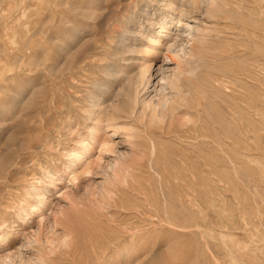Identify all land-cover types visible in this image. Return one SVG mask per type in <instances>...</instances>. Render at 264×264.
Returning <instances> with one entry per match:
<instances>
[{"label":"rangeland","instance_id":"obj_1","mask_svg":"<svg viewBox=\"0 0 264 264\" xmlns=\"http://www.w3.org/2000/svg\"><path fill=\"white\" fill-rule=\"evenodd\" d=\"M171 1L186 6V24L161 35ZM209 3L0 0V264L47 253L64 231L73 232L71 247L57 248L47 264H264V0H228L217 10ZM131 28L137 50L159 40L152 54L134 55L136 73L150 60L139 98L158 102L154 87L173 77L181 59L170 58L182 54V66L195 71L198 105L171 136L155 131L158 149L130 144L105 123L99 137L116 154L95 144L70 166L82 144L92 145L91 97L100 94L93 79L118 33ZM69 37L78 43L65 56L59 50ZM195 37L211 49L201 58L190 56ZM77 51L84 59L72 68ZM133 120L120 123L140 128ZM118 156L135 170L122 183L107 166ZM108 189L114 194L103 199Z\"/></svg>","mask_w":264,"mask_h":264},{"label":"bare ground","instance_id":"obj_2","mask_svg":"<svg viewBox=\"0 0 264 264\" xmlns=\"http://www.w3.org/2000/svg\"><path fill=\"white\" fill-rule=\"evenodd\" d=\"M187 1V0H186ZM210 5H212L211 10H217L219 8V2L225 3L227 2L226 0H209ZM163 2V1H162ZM190 6L196 5L198 0H188ZM161 3V2H160ZM181 3V2H180ZM229 3V2H228ZM166 5V4H165ZM188 5V4H187ZM167 6V13L164 15L162 20L160 21L159 28H160V33L165 35L168 33L170 34V29L169 27L173 26L175 28H180L183 26L184 18L183 14L187 11V8L184 4H178L176 1H171L168 3ZM161 7V6H160ZM264 7V6H263ZM189 8V7H188ZM209 8V7H208ZM208 10V9H207ZM112 11V10H111ZM214 12V11H213ZM219 12V11H218ZM162 13V12H161ZM221 13V12H219ZM181 15V16H178ZM210 14V13H209ZM106 15V14H105ZM215 15V14H214ZM107 16V15H106ZM151 16V15H150ZM108 17V16H107ZM162 17V16H161ZM103 18V17H102ZM105 19V18H104ZM161 19V18H160ZM113 20V19H112ZM110 21V20H109ZM152 23V22H151ZM102 24V23H101ZM186 24V23H185ZM187 26V25H186ZM129 27V26H128ZM74 28V26H73ZM173 30V29H172ZM185 31V30H184ZM203 31V30H202ZM76 32V31H75ZM121 32V31H120ZM118 33V40L115 41L114 46L112 47L111 52L105 56L106 62L104 63L103 66L100 68V76L99 77H94V86L95 90L100 93V94H95L93 93L91 97V107L96 108V111H93L91 115H94L95 122L94 126L91 127L90 130V136L92 137V145L89 143V145L82 144V148L79 152L73 154L74 158L72 160L71 165L74 164L75 162L79 161L84 155L88 153L90 148L98 144V146L101 147L102 150L105 152H109L112 155H115L116 153V145L110 140H102L99 137V132H102L100 130H103L106 126L109 129H112L113 132L119 133L121 136L128 138V142L130 144L132 143V140H145L147 142V149H158L157 144L154 138V133L156 130L162 131V132H173L176 127L184 125V122L186 121L187 117H190V110L195 106L198 105V101L196 98V91H198V88L196 84L194 83L193 79L191 76L193 75L194 68L189 67H183L182 63L183 62V57L182 54H176L174 57H171V60H178L181 59L180 61L178 60L177 62V70L176 73L173 75L171 79H166L165 77H162L160 81H165V83H161L158 86L154 87V92L155 95L158 96V102L156 104H153L151 99L148 98H139V89L146 88L147 84L150 82V68L147 66L150 63V60L145 61V64H142L140 66V70L136 73L135 72V65H138V58H136L134 55L138 54L140 52H144L146 55H150L153 52H151L150 47L153 46H159V40L150 38V44L148 47L143 48V51L135 49L134 46L130 45L128 42V36L130 35H136L134 31L131 29L126 30V32H121ZM138 32V31H137ZM187 32V31H185ZM173 33V32H172ZM171 33V34H172ZM73 34V33H72ZM170 34V35H171ZM184 34V33H183ZM74 35V34H73ZM160 35V36H161ZM191 34L187 33L183 37H188ZM75 36V35H74ZM137 36V35H136ZM140 36V35H139ZM182 36V35H181ZM199 36V35H197ZM76 37V36H75ZM163 37V36H162ZM194 37V36H193ZM201 37V36H200ZM174 39V37H173ZM172 39V40H173ZM181 39V38H180ZM197 39L196 43L193 45V48L190 50V56H197L201 58L203 55L208 54V51L211 49H208V47L205 45L207 42L204 40H201V38H196ZM161 41V40H160ZM184 41V40H183ZM155 42L157 44H155ZM171 42V41H170ZM180 42V40H179ZM78 43L77 39L75 38H70L69 39H63L62 40V46L60 47L61 51L60 53L64 55L68 54V51L73 49L75 47V44ZM178 43V42H177ZM190 43V42H188ZM155 44V45H154ZM187 44V43H185ZM181 43L178 45L179 50L177 51L182 52L183 56L188 55L189 53L186 52V48L188 46ZM208 45V44H207ZM214 50V49H212ZM76 52V51H75ZM78 52V51H77ZM212 52V51H211ZM217 52V50H216ZM215 53V51H214ZM77 54V55H76ZM75 55V60H73L72 64L76 66L77 63H80V60H83L84 55L82 52H78ZM65 55V56H66ZM201 55V57H200ZM63 56V55H62ZM68 57V56H67ZM108 57V58H107ZM114 58V61L112 59ZM66 59V58H65ZM63 59V60H65ZM67 61V60H66ZM65 61V62H66ZM64 62V61H63ZM88 62V61H87ZM96 62V61H95ZM104 62V61H103ZM85 63V62H84ZM92 63V62H91ZM98 63V62H97ZM121 63V64H119ZM78 66V65H77ZM86 66V65H82ZM89 66V65H88ZM86 68V67H85ZM212 69V68H211ZM206 72V71H204ZM211 73V72H209ZM212 74V73H211ZM210 74V75H211ZM96 75V74H94ZM209 75V74H208ZM213 75V74H212ZM217 76V75H216ZM219 76V75H218ZM207 77V76H206ZM216 78V77H215ZM89 80V79H88ZM198 81V80H197ZM204 81H207L204 79ZM223 81V80H222ZM218 82V80H217ZM205 85V84H204ZM158 87H160L158 89ZM205 88V87H204ZM207 89V88H206ZM242 91V90H241ZM200 95V93H198ZM234 95V94H233ZM202 96V94H201ZM203 97V96H202ZM208 97V96H207ZM238 97V96H237ZM204 99V98H203ZM202 99V100H203ZM207 100H209L207 98ZM201 101V100H200ZM223 102V100H222ZM225 102V101H224ZM223 102V103H224ZM233 102V101H232ZM235 102H233L234 104ZM227 106L228 104L225 103ZM231 105V104H229ZM228 105V107H229ZM214 106V105H213ZM209 107V106H208ZM214 109V108H213ZM208 110V109H207ZM238 111V110H237ZM243 111V110H242ZM240 113V112H239ZM207 114V113H206ZM205 115V114H204ZM230 117V116H229ZM232 117V116H231ZM225 118V117H224ZM122 119H134L135 121L141 123L140 128L139 127H131V125L127 124V121L124 123H120ZM232 119V118H231ZM234 119V118H233ZM232 119V120H233ZM133 120V121H134ZM235 121V120H234ZM123 122V121H122ZM209 122V121H208ZM241 122V121H239ZM263 122V121H262ZM106 123V126L103 125ZM206 123V122H205ZM237 123V122H236ZM137 124V123H136ZM238 124V123H237ZM104 126V127H102ZM136 126V125H134ZM197 127V126H196ZM103 128V129H102ZM180 128V127H179ZM183 128V127H182ZM185 128V127H184ZM204 128V127H203ZM202 128V129H203ZM239 128V126H238ZM245 130L248 132L249 125L244 126ZM106 129V128H105ZM134 132H132V130ZM240 130V129H239ZM111 131V130H110ZM190 131V130H189ZM214 131V130H213ZM157 132V131H156ZM207 132V131H206ZM260 132V131H259ZM187 133V132H186ZM261 133V132H260ZM263 133V132H262ZM162 134V133H160ZM174 134V133H173ZM185 134V133H184ZM194 134V133H193ZM192 134V136H193ZM171 136V133H170ZM246 136V134H245ZM264 136V133H263ZM162 137V136H161ZM180 138V137H179ZM251 138V137H250ZM175 139V138H174ZM200 139L203 138H199ZM246 139V138H244ZM196 140V139H195ZM204 140V139H203ZM206 140V139H205ZM83 141V140H82ZM184 141V140H183ZM187 141V140H186ZM189 141V140H188ZM219 142H221L219 140ZM84 143V142H83ZM197 143V142H196ZM243 143V142H242ZM250 143V142H249ZM226 146V145H225ZM247 146V145H246ZM212 147V146H211ZM226 148V147H225ZM116 149V150H115ZM146 149V148H145ZM249 149V148H248ZM154 151V150H153ZM153 155V153H151ZM111 155V156H112ZM143 155V154H142ZM143 157V156H142ZM127 158V157H126ZM125 158V159H126ZM228 158V157H227ZM122 157L118 156L116 159H114L112 162L108 163V168L111 170L113 173V180L115 182H126L127 176L130 175L132 176V165L128 163L127 161L124 162L121 161ZM124 159V157H123ZM130 159V158H129ZM134 159V158H133ZM148 161V160H147ZM231 162V161H230ZM147 163V162H146ZM136 165L134 164V167ZM206 167V166H205ZM137 171V170H136ZM220 173V172H219ZM150 175V174H149ZM130 177V176H129ZM160 177V175H159ZM134 176L130 179H133ZM56 179V178H55ZM226 179V178H225ZM57 180V179H56ZM112 180V181H113ZM111 181V180H110ZM133 181V180H132ZM113 183V182H112ZM129 183V182H128ZM137 183V182H133ZM123 185V184H122ZM127 185V184H126ZM125 186V185H124ZM129 187V186H128ZM112 188V187H111ZM110 188V189H111ZM118 190V188H116ZM109 190V189H108ZM106 190L105 192L101 193L102 198L104 199L106 196L113 195V190ZM116 190V191H117ZM112 191V194L110 192ZM120 192V191H119ZM142 192V190H141ZM94 193V191H93ZM97 194L100 195L99 192ZM92 195V193H91ZM93 195H96L93 194ZM92 195V196H93ZM146 195V194H145ZM116 197V196H115ZM147 197V196H146ZM93 198V197H92ZM98 198V197H97ZM91 199V198H89ZM150 199V198H149ZM94 200V199H93ZM91 200V201H93ZM96 200V199H95ZM111 200V199H110ZM113 200V199H112ZM190 200V199H189ZM97 201V200H96ZM95 201V203H96ZM191 201V200H190ZM94 202V201H93ZM99 202V201H98ZM102 202V201H101ZM25 203V202H22ZM21 203V205H22ZM150 204V202H148ZM190 202H188L189 204ZM192 203V202H191ZM42 204V203H41ZM40 204V205H41ZM100 204V203H99ZM103 204V203H102ZM108 204V203H107ZM212 204V203H211ZM214 204V203H213ZM31 205V204H29ZM28 205V210L25 212V217L31 218L32 215L36 214V211L38 209V205L34 204L32 206ZM106 205V204H105ZM191 205V204H190ZM93 206V205H92ZM23 207V206H22ZM103 208V206H101ZM192 208V207H191ZM200 208V207H199ZM21 209V208H20ZM96 209V208H95ZM101 209V208H100ZM154 209V208H153ZM22 210V209H21ZM23 211V210H22ZM158 211V210H157ZM20 213V212H19ZM24 213V212H23ZM157 214V213H156ZM158 215V214H157ZM159 216V215H158ZM201 216V215H200ZM24 217V218H25ZM149 217V216H148ZM79 219V218H78ZM152 219V218H151ZM74 221V220H73ZM78 221V220H77ZM76 224V223H75ZM80 224V223H79ZM163 224V223H161ZM166 225V224H165ZM77 226V225H76ZM167 226V225H166ZM170 227V225H168ZM196 227H200L199 223H195ZM139 227V226H138ZM172 227V226H171ZM177 229V228H176ZM180 229V228H179ZM198 229V228H197ZM79 230V229H77ZM137 230V229H136ZM139 230V229H138ZM137 230V231H138ZM178 230V229H177ZM196 230V229H195ZM127 231V230H126ZM188 231V230H187ZM192 231V230H191ZM63 232V231H62ZM135 232V231H133ZM184 232V231H182ZM199 232V231H198ZM132 235V234H130ZM58 236V235H57ZM57 236L55 238H57ZM115 237V236H114ZM77 238V237H76ZM119 238V237H118ZM53 239V238H52ZM1 240V236H0ZM51 240V239H50ZM54 240V239H53ZM77 240V239H76ZM147 240V239H146ZM49 241V240H48ZM47 241V242H48ZM74 241V235L73 232L71 231H64L63 234L61 235L60 238H58L56 241H49L50 243L48 247V252L46 251L43 253L42 250L40 249H35L37 252H34L35 257L34 259L35 262H39L38 264H47L48 261V255L51 253H54L57 248L61 249H68L71 247L72 243ZM46 242V244H47ZM77 242V241H76ZM77 244V243H76ZM80 244V243H79ZM115 246V245H114ZM121 246V245H120ZM139 246V245H138ZM77 247V246H76ZM137 247V246H136ZM47 247H44V249ZM140 248V246H139ZM57 249V250H59ZM69 250V249H68ZM95 251V250H94ZM139 251V250H138ZM69 252V251H68ZM137 252V251H136ZM140 252V251H139ZM46 253V254H45ZM56 253V252H55ZM133 253V252H132ZM33 254V255H34ZM68 254V253H67ZM73 254V252H72ZM153 254V253H152ZM55 255V254H53ZM77 255V254H76ZM129 255V254H128ZM24 256V255H23ZM32 256V255H31ZM52 256V255H50ZM62 256V255H61ZM64 256V255H63ZM67 256V255H66ZM134 256V255H133ZM136 257H139L135 255ZM54 257V256H53ZM155 257V256H154ZM153 257V258H154ZM24 257H21L18 259L19 264H27L30 262V260H34L33 258L29 260H24ZM124 258V257H123ZM152 258V257H151ZM134 259V258H133ZM140 259V258H139ZM53 260V258H52ZM12 261L9 260V262ZM118 261V260H117ZM128 261V260H126ZM135 261V260H134ZM32 262V261H31ZM30 262V264H31ZM34 262V263H35ZM138 262V261H137ZM217 262V261H216ZM16 263V262H15ZM53 263V262H52ZM127 263V262H125ZM136 263V262H135ZM9 264V263H8ZM10 264H14L13 262H10ZM56 264V263H55ZM71 264V263H70Z\"/></svg>","mask_w":264,"mask_h":264}]
</instances>
